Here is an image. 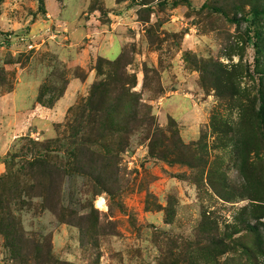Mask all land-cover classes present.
Wrapping results in <instances>:
<instances>
[{"label": "rangeland", "instance_id": "rangeland-1", "mask_svg": "<svg viewBox=\"0 0 264 264\" xmlns=\"http://www.w3.org/2000/svg\"><path fill=\"white\" fill-rule=\"evenodd\" d=\"M254 9L264 0H0V264H264ZM101 60L140 105L118 108L111 84L108 126L153 122L121 152L88 104Z\"/></svg>", "mask_w": 264, "mask_h": 264}, {"label": "trees", "instance_id": "trees-1", "mask_svg": "<svg viewBox=\"0 0 264 264\" xmlns=\"http://www.w3.org/2000/svg\"><path fill=\"white\" fill-rule=\"evenodd\" d=\"M263 11L254 9L253 10L254 17H257ZM248 38H249V41H252L253 39V37H250V36H248ZM115 63L116 62H107V61L101 60V61H98V63L96 64L95 68L99 72H103L106 77L92 84L89 99H88V104L90 105L91 109L94 111V114L97 118L96 120H94V123L98 122L97 126L95 127V136H98L99 138L103 137V135L106 132L120 133L122 136L118 138L119 141L116 145V150L118 152H121L123 150H126V147L128 145L127 144L128 133H131V131L135 127L137 128L139 125H144L146 130L150 131L151 130L150 127L153 124V122L151 123L150 121L149 123L148 119L150 118L148 115L146 116V118L142 119V122H138L139 120L132 121L129 119V124L127 125V129L124 126L119 127V128L108 126V122L110 121L112 105L107 103L108 100L106 99V96L110 92L114 91V89H116V87L114 89L110 88L111 84H115L118 86V94L114 99V103L117 104L118 108L121 106V102H120L121 97H125V98H128L130 101H134V106L132 109L134 117L137 114L136 112L137 107L140 106L139 99L135 98V92H132L130 90V87L132 86V81L129 80V76L127 74H126V77L122 79L120 76H118L117 78L112 77L110 71L107 74L105 73L104 66L112 68L113 66H115ZM107 105H108V110L106 109ZM258 116L260 120L263 122V127H264V93L263 92H261V104L259 107ZM99 138H96V139H99ZM150 145H151V151H152L153 149L152 144L150 143ZM159 157L166 159L167 161H170L165 157L164 151L160 152Z\"/></svg>", "mask_w": 264, "mask_h": 264}, {"label": "crops", "instance_id": "crops-1", "mask_svg": "<svg viewBox=\"0 0 264 264\" xmlns=\"http://www.w3.org/2000/svg\"><path fill=\"white\" fill-rule=\"evenodd\" d=\"M62 100H63V98H61L58 102H56L55 105L53 106V108L50 109V111L54 113V117H57L56 116V113H57L56 110H59L61 108L60 105H61Z\"/></svg>", "mask_w": 264, "mask_h": 264}]
</instances>
